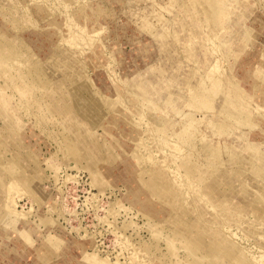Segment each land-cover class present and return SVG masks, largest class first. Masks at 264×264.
Here are the masks:
<instances>
[{
	"label": "rangeland",
	"instance_id": "1",
	"mask_svg": "<svg viewBox=\"0 0 264 264\" xmlns=\"http://www.w3.org/2000/svg\"><path fill=\"white\" fill-rule=\"evenodd\" d=\"M189 4L0 0V264H264V0Z\"/></svg>",
	"mask_w": 264,
	"mask_h": 264
},
{
	"label": "bare ground",
	"instance_id": "2",
	"mask_svg": "<svg viewBox=\"0 0 264 264\" xmlns=\"http://www.w3.org/2000/svg\"><path fill=\"white\" fill-rule=\"evenodd\" d=\"M202 1L203 0H190V4H189V7L188 9L190 10L191 14L193 16H195L196 20H198L197 22H200V23H203L205 25L209 24V21H210V17L209 15H206V16H202L201 13H200V4H202ZM199 2V3H198ZM202 7V5H201ZM214 28V27H213ZM211 30V29H210ZM212 31V30H211ZM214 32V31H213ZM212 32V33H213ZM206 72V75H207V78L210 79V81L213 80V84H212V87H208L204 82L203 84H201V81L200 83H198L197 85H195L194 88H197L199 89V95L200 97L204 100V101H201V103H204L205 102V106L206 108H209L210 109V112H212L214 109L215 110H218V112H220V118L219 120H223V122L225 123L226 122V119L227 117H232V114L231 112L228 110V107L227 105L228 104H235V103H238L239 102V97L238 95H236L234 92H231L229 91L228 87H223V83L221 82V80H217L216 78L218 77V75H215V74H218V67L215 66V68L210 71L209 68H207V70L205 71ZM206 78L204 77L203 80H205ZM203 85V86H202ZM264 86V85H263ZM263 86H260L259 85V91L264 95V87ZM258 88V87H257ZM196 89V90H197ZM197 92V91H196ZM234 93V94H233ZM260 94V93H259ZM217 97L221 98L222 102L220 103V105H217L216 101H217ZM213 105H212V104ZM218 106V107H217ZM218 108V109H217ZM264 109V108H263ZM219 118V117H218ZM238 118L240 119H243V117H239ZM232 119V118H231ZM230 119V120H231ZM229 120V119H228ZM236 120V118H235ZM235 120H233V122H235ZM238 120V119H237ZM241 122L243 120H240ZM239 122V121H238ZM239 122V123H241ZM227 123V122H226ZM225 123V124H226ZM243 123V122H242ZM228 124V125H227ZM226 125L227 126H230L229 123H227ZM235 124V123H234ZM236 124H237V121H236ZM242 125V124H241ZM239 128V127H237ZM240 129V128H239ZM236 132L237 129H236ZM227 135V134H225ZM185 139V138H184ZM190 140V139H189ZM237 151V150H236ZM234 154V153H233ZM233 157H236V153H235V156ZM33 161V160H32ZM2 168H3V164L0 163V170L2 171ZM3 174V173H2ZM3 178H4V181L5 183L8 184V187L6 189V191L8 192V197L5 198L1 195L0 193V216H3L4 218H2V220L4 221L5 219V223L3 224V222L1 223L2 225H0V229L4 230L6 236L9 235V232H10V227L19 233L20 235V232H23V230L21 229L20 227V224H23V227L24 229H29L27 230L30 234L32 232V234H35L36 233V229L37 227L35 228L34 226L31 225L30 222L24 220L22 221V223H19L17 221V219L19 218L16 214H15V211L13 210H10V208H8V206L6 205V202L9 201V199H12L11 197H9L10 193L12 192L11 190V187H9L10 183L14 182L13 181V175L11 174H3ZM70 178V177H69ZM12 185V184H11ZM13 187V186H12ZM12 201H14V199H12ZM17 202V201H16ZM18 217V218H17ZM20 219V218H19ZM42 223L45 225V227L49 230L50 228H52L54 226V221L52 220V218H46V217H43L42 219ZM56 223V222H55ZM3 226L6 227V230L3 229ZM9 226V227H8ZM33 227V228H32ZM47 230V231H48ZM9 231V232H7ZM25 231V230H24ZM37 236V235H36ZM2 245V244H1ZM4 245V244H3ZM48 245V244H46ZM8 246V247H7ZM5 245L4 248H1L0 249L2 250L1 253L3 255L8 256L9 258L10 257H20L19 255H17V251L15 248H12L11 245ZM44 249H45V253H44ZM44 249H41V256L44 255L46 257H50L51 255L53 256L54 253H55V250L57 249V245H55L54 243L48 245V247H44ZM86 253V252H85ZM40 256V255H39ZM84 263L82 264H109L107 262V260L105 259H101V258H98L96 257L95 255H87V256H84ZM19 260V264H24V263H21V259H18ZM37 260V258H36Z\"/></svg>",
	"mask_w": 264,
	"mask_h": 264
}]
</instances>
